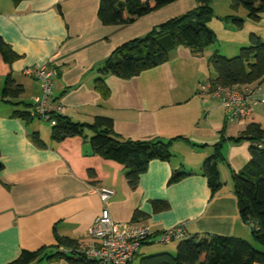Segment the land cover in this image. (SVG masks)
Returning a JSON list of instances; mask_svg holds the SVG:
<instances>
[{"label":"crops","instance_id":"obj_1","mask_svg":"<svg viewBox=\"0 0 264 264\" xmlns=\"http://www.w3.org/2000/svg\"><path fill=\"white\" fill-rule=\"evenodd\" d=\"M98 3L0 0V40L16 55L7 62L0 53V264L16 259L23 249H54L55 234L87 243L89 228L102 207L100 186L114 190L106 205L120 227L147 223L157 235L186 221L188 235H232L248 240L251 225L240 219L232 173L249 159L251 142L237 140L247 124L254 122L264 129V80L254 87L249 99L252 113L243 120L230 116L218 100L201 95L199 85L213 77L207 64L213 52L232 57L248 44L251 34L264 39V13L258 22L245 19V13L238 29L213 16L208 26L215 41L225 43L223 48L213 43L198 56L189 49H177L166 62L120 78L101 72L118 46L191 10L196 3L175 0L127 25L102 24ZM46 62L55 69L53 95L63 116L80 124L91 123L95 116L109 117L113 135L121 141L171 140L169 161L151 159L132 188L123 164L93 153L91 130L54 140L49 123L47 127L31 123L34 118L14 116L15 110L28 111L31 99L40 94L39 81L28 70ZM7 76L22 88L16 98L1 95ZM221 140L223 160L217 163L221 186L211 196L200 171ZM174 170L187 175L169 184ZM153 200L167 207L155 211ZM136 211L140 215L135 218ZM153 242H144L136 255L141 249L142 255L175 250L168 245L142 247ZM43 260L74 264L65 259L37 261Z\"/></svg>","mask_w":264,"mask_h":264},{"label":"trees","instance_id":"obj_2","mask_svg":"<svg viewBox=\"0 0 264 264\" xmlns=\"http://www.w3.org/2000/svg\"><path fill=\"white\" fill-rule=\"evenodd\" d=\"M16 1V0H15ZM175 0H99L97 16L104 25H127L137 17L157 10ZM232 8L242 6L246 10L247 20L258 22L264 13V0H229ZM195 7L180 15L167 19L154 26L140 37L133 38L118 46L104 61L101 72L111 73L120 78H130L144 70L158 66L169 58L168 51L182 45L194 55L215 41V34L208 26L214 16L212 0H195ZM229 21L241 28L245 19L226 15ZM0 53L9 62L16 55L8 45L0 40ZM213 77L207 81L211 86H228L241 89L256 87L264 80V39L251 34L248 44L241 47L238 54L225 57L213 52L207 58ZM101 80L97 79L100 88ZM20 85L7 76L4 80L1 95L16 98L21 93ZM13 115L28 120L31 117L26 110H15ZM113 122L105 116H95L91 123H75L68 117L59 115L52 126L51 137L60 140L67 135L81 134L85 128L92 131L89 138L93 153L120 162L125 167V177L134 188L138 177L147 169L151 159L169 161L170 141L150 140H117L113 135ZM247 138L249 159L244 166L232 173L233 193L236 197L240 219L251 225V239L260 245L253 246L247 239L219 234L186 235L178 240L176 254L165 251L139 256L137 264H264V146L253 143L264 141V129L257 123L247 124L242 135ZM39 141V138H36ZM221 140L214 146L213 153L201 166L200 175L204 176L211 196L220 188L221 182L217 163L223 160L220 152ZM3 163L0 159V171ZM187 174L172 171L168 183H173ZM153 210L167 207L165 202L152 201ZM136 211L134 216H139ZM75 239L55 234V248L41 247L36 250L23 249L18 257L7 264H31L33 261L46 259H65L74 264H94L83 258L73 259V250L78 247ZM127 264H132L128 262Z\"/></svg>","mask_w":264,"mask_h":264},{"label":"built area","instance_id":"obj_3","mask_svg":"<svg viewBox=\"0 0 264 264\" xmlns=\"http://www.w3.org/2000/svg\"><path fill=\"white\" fill-rule=\"evenodd\" d=\"M28 72L40 84V94L31 99L28 115L31 118L45 120L53 126L56 124V117L62 115V106L53 95L55 69L46 62L29 69ZM199 93L218 100L232 117L243 120L252 113L249 99L255 93L254 87L243 90L228 86L213 87L205 81L199 85ZM253 144L261 147L264 146V141H256ZM97 191L102 207L89 228V241L79 244L73 250L72 256L75 260L83 258L84 261L94 264H127L133 260L140 246L146 241L166 244L188 235L186 221L165 228L157 235L153 234L151 226L147 223L120 227L112 219L106 205L114 195V190L107 186H100Z\"/></svg>","mask_w":264,"mask_h":264},{"label":"rangeland","instance_id":"obj_4","mask_svg":"<svg viewBox=\"0 0 264 264\" xmlns=\"http://www.w3.org/2000/svg\"><path fill=\"white\" fill-rule=\"evenodd\" d=\"M228 2H229L228 0H212V4H211L212 5V11H213L214 16H216L215 18H216V20H218V22H219V20L224 22V19H221V18H223L225 15H227L226 13H228V12H230L232 15H235V17H240V18H242L241 16H243L246 13V10L242 6H239L237 8L228 7ZM235 28L238 29L236 26H235ZM213 43L216 44L218 47L221 46L222 48L225 45V43H223L222 41H220L218 39L216 41H214ZM182 48L189 49L188 47L182 46V45L176 47L175 49H171L170 51H168L169 58L174 55V52H176L177 49H178L177 51L185 50V49H182ZM17 105L20 108H24V106L21 103H19ZM31 123H38V124H41V125H45L47 127L50 126L48 124V122L46 123L45 121H42V120L37 119V118H34ZM248 241L251 242L255 248L260 249V245L258 243H256V242H254L251 239V237L248 238ZM177 243H178V240H173V241H171L169 243H166V244H160V243L153 242V243H151L149 245H143L142 247L146 246V247H150V248H153V249L154 248L155 249H159V248H163V247L168 245L170 247H175V250H172V252H169L167 250L165 252L171 253L172 255H175L176 254V245H177ZM142 251H143V249H141L140 252L133 258V260L131 261L132 264H137L138 263L139 256L142 255L141 254ZM163 251H164V249L152 252L151 254L158 253V252L161 253ZM33 264H49V263H47V261L43 260V261H35ZM51 264H55V262H51Z\"/></svg>","mask_w":264,"mask_h":264}]
</instances>
